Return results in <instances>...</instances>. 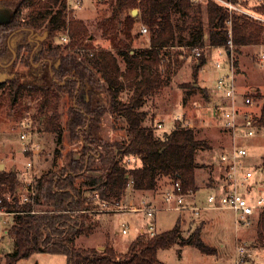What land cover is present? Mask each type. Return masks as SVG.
<instances>
[{"label":"trees","instance_id":"1","mask_svg":"<svg viewBox=\"0 0 264 264\" xmlns=\"http://www.w3.org/2000/svg\"><path fill=\"white\" fill-rule=\"evenodd\" d=\"M13 1L17 2L16 11L18 14L22 13L21 18L26 25L40 31L46 29L52 36L64 33L68 27L69 41L65 42L66 47L80 49V35L87 31L80 20L71 18L67 23L64 15L65 0L5 2ZM107 7L110 14L107 13ZM107 7L98 25L115 52L111 49H85L81 56L68 53L63 57L65 65L63 63L56 70L57 74L66 75L64 86L25 84L14 79L0 82V97L7 101L10 108L15 106L17 111H21L23 100L30 98L35 101L36 115L32 114L33 118L41 130L55 134L57 142L61 141L63 130L57 90L64 89L71 94L82 79H92L94 73L99 75L106 86L113 126L119 118L126 123L123 139L104 144V155L88 146V143L96 140L88 133L80 156L68 162V172L57 174L47 171L38 176L35 185L37 212H30L31 203L20 200L22 180L19 172L13 168L0 170V207L12 212V223L7 233L12 240V249L4 253L5 264H16L19 259L40 251L65 254L67 264H167L158 258L157 252L173 244L191 245L204 254L215 253V248L202 239L200 225L183 233L179 216L170 229L154 234L140 232L124 252H116L107 243L103 249L77 246L75 240L82 233L91 232L92 222L85 224L84 219V211L90 210L92 202L86 195L89 191H97L101 199L113 203L122 199L130 179L133 189L155 190L163 177L169 183L164 189L175 181L179 183L182 192L197 189L196 155L200 150L210 148L208 142L204 138H198L196 130L185 126L181 119H176L168 132L156 135L153 127L144 124L147 112L140 108L146 97L155 93L162 84L168 83L171 75L182 64V60L178 58L182 53L169 50L171 47H186L191 50L194 47L203 48L205 40L210 46H227L228 41H231L234 53H238L241 46L264 45V0H257L252 7L253 14L229 8L215 0H207V30L199 13L193 14L191 22L184 27L172 19L175 12L188 14L192 8L199 12L201 7L193 0H109ZM136 8L140 10L141 19L147 25L149 33L148 45L144 48H131L132 16L126 15L123 27H118L122 12ZM11 24L12 22L0 25V45H3L1 40L4 37L1 33H6ZM179 29L188 31L186 40L178 38ZM119 34H123V38L118 37ZM59 47L47 43L44 50L47 54H55ZM193 55L197 70L205 63L206 55L203 50L199 55ZM234 63L237 65L235 55ZM196 86L190 84L189 90L192 91ZM124 90L129 95L121 99L120 95ZM204 96L209 99L207 93ZM260 96L262 103L258 115L254 117L258 130L264 128V95H255ZM87 111L90 112L88 109ZM88 112L77 111V117L68 121L69 124L79 126L81 122L97 119V116L92 118V114ZM128 156L135 157L139 164H124L123 160ZM94 157H98L99 167L90 166ZM89 170L94 172L83 174ZM82 174L83 178L75 183V179ZM257 234L262 239L264 209L258 215Z\"/></svg>","mask_w":264,"mask_h":264},{"label":"rangeland","instance_id":"2","mask_svg":"<svg viewBox=\"0 0 264 264\" xmlns=\"http://www.w3.org/2000/svg\"><path fill=\"white\" fill-rule=\"evenodd\" d=\"M75 1L71 4H76ZM215 1L222 4L227 2L233 5L236 10L250 14H253L252 7L257 2V0H237L236 3L226 0ZM108 2L109 0H78L79 7L65 10L64 15L67 23L71 18L80 20L87 31L86 34L80 35L79 40L82 46L76 50L66 47V43L61 42L60 37L63 33L52 36V33H48L46 29L40 31L26 25L22 21V13L18 14L16 11L17 2H6L10 8H14V15L10 20L12 24L7 32L1 33L4 37L1 40L3 45H0V82L14 79L25 84L64 86L67 80L66 75L57 74L54 68L59 69L63 63L65 65L63 57L68 53L81 56L85 49H111L115 52L111 47L110 40L105 38L106 36L103 35V31L98 25ZM193 2L201 7L199 12L196 8L189 10L188 14L175 12L172 14V19L176 24L184 27L191 22L193 14L199 13L204 28L207 30L208 21L205 11L207 0H193ZM132 10L125 9L122 12L118 27H123L126 15L132 16L134 22L131 28V48H144L148 45L149 33L148 30L143 32L141 29L143 26L147 28V25L141 19L140 10L137 9L135 15H132ZM23 11L25 12L26 9ZM107 13L110 14L109 8ZM66 31L69 32L68 27L65 28L64 32ZM177 36L179 39L186 40L188 31L179 29ZM118 37L123 38V34H119ZM205 42L207 45V40ZM47 43L59 45V51L55 54H47V51L44 50ZM205 45L202 50L205 52L206 61L199 70L194 67L196 58L191 50L186 47H171L169 50H177L182 53L178 55L182 64L171 75L168 83L162 84L155 93L146 97L140 108L147 112L144 124L153 127L156 135L168 132L175 120L181 119L185 126L196 130L198 138H204L208 142L210 148L200 150L196 155L198 167L195 170V182L197 189L194 190V193L198 203L204 201L209 192L206 188L216 181V177L221 173L215 163L217 147L221 144L226 145L228 141L226 134H223L218 127L212 112L209 114L207 109L209 99L205 98L204 94H214L213 91L211 94V89L214 90L218 74L214 65L218 55L215 48L205 47ZM263 52V44L241 46L238 53L233 52L237 59L236 73L239 88L254 96L258 105H261L262 98L261 96L255 97V95H264V58H261L260 55ZM120 65L123 66L122 62ZM121 68L123 69V67ZM71 70L72 68H70ZM194 83H197L198 86L192 91L189 90V85ZM57 95L58 111L63 128L60 142L56 141L55 134L39 128L38 122L32 116V114L36 115L34 100L30 98L23 100V109L17 111L15 106L13 109L10 108L7 101L0 97V163L3 164L2 169L13 168L17 172L24 170L27 157L26 153L22 151L19 134L26 129L28 124L38 133L36 140L40 148L31 156L34 173L37 177L47 171L57 174L63 171L68 172V162L72 158L76 159L80 156L84 149L85 136L88 133H91L96 139L93 143L87 142L88 146L102 155L106 151L104 144L123 139V129L126 123L119 118L113 126V118L108 109L109 95L104 82L97 73H94L92 79L89 77L82 79L73 93L70 94L59 88ZM128 95L127 90H124L120 97L125 99ZM200 95L204 98H201ZM77 111L91 113L92 118L97 116V119L81 122L79 126L74 123L70 125L68 121L72 120L74 116L77 117ZM158 121L162 122L160 128L156 126ZM244 144L248 149L247 167L253 170L254 179L263 188L264 128L257 130V133L252 138L245 140ZM123 163L133 166L139 164V161L133 156H128L123 160ZM99 164L98 157H94L90 166L96 168L99 167ZM93 172L89 170L83 174ZM83 174L75 179V183L83 178ZM168 184L167 179L163 177L159 180L155 190H138L127 186L129 188H126L122 199L118 203L110 202L106 207L90 202V210L81 213L85 214V224L92 222L91 232L89 234L82 233L76 238L75 244L82 247L104 246L105 248L106 243H112L116 252H124L140 232L148 233L147 225L151 222H154L156 232L163 231L172 228L179 216L183 233L185 234L200 225L202 239L209 246L215 248V253L204 254L191 245L173 244L168 248L158 250L157 256L161 261L167 264H233L235 239L246 238L253 245L250 264H264V234L262 239H259L257 234L258 217H253L245 225H236L233 213L228 209H202L200 214L195 216L192 215L190 209L167 208L170 204L163 201L162 191ZM117 204L128 207L132 205L136 209L132 210L128 207L121 209ZM147 205L153 209L152 215L140 210ZM11 223L12 214L0 215V264H5L4 253L12 249V240L7 234ZM125 226H127L126 232H122ZM16 264H67V256L62 253L40 251L34 252L27 258L19 259Z\"/></svg>","mask_w":264,"mask_h":264},{"label":"built area","instance_id":"3","mask_svg":"<svg viewBox=\"0 0 264 264\" xmlns=\"http://www.w3.org/2000/svg\"><path fill=\"white\" fill-rule=\"evenodd\" d=\"M65 0L66 10H72L79 7L77 1ZM230 8L234 6L223 2ZM257 17V16H256ZM141 31H147L146 27H142ZM61 42H68L69 35L64 32L61 35ZM215 48L218 58L215 61V68L218 70L214 84V94L210 98V108L213 117L217 120V125L223 134L228 137V143L218 148L216 162L221 173L216 177V181L211 183V189L206 194L202 203H198L195 191L189 189L182 192L177 181L162 191V199L167 204V208L173 209H190L195 216L200 214L202 209H228L233 213L236 225H245L251 221L253 217H258L264 209V186L254 179L253 170L247 167L248 149L245 140L252 138L257 133V126L254 117L258 115L260 105L256 103L253 96L248 92L240 90L237 83L236 65L234 63L233 44L228 41V45L205 47ZM202 48L194 47L192 53L199 55ZM264 58V52L260 54ZM157 127H162V122L156 123ZM22 151L26 153L27 160L24 163V170L19 172L22 180V188L20 192V200L29 202L32 205L30 212H37L35 209L36 195V178L34 173L32 154L37 151L39 143L38 133L30 124L19 134ZM132 185L130 179L127 186ZM92 203L106 207L110 202L99 197L97 191H89L86 193ZM118 203V202H117ZM118 208L127 209L128 206L117 204ZM128 208L135 210L136 207ZM139 210V209H138ZM140 210L145 211L148 215L153 214V209L149 205L144 206ZM84 211V210H81ZM1 214H12L0 207ZM127 226L122 229L126 232ZM149 234H154L155 225L151 222L147 225ZM252 244L246 238H236L234 242L233 264H250L252 254Z\"/></svg>","mask_w":264,"mask_h":264},{"label":"water","instance_id":"4","mask_svg":"<svg viewBox=\"0 0 264 264\" xmlns=\"http://www.w3.org/2000/svg\"><path fill=\"white\" fill-rule=\"evenodd\" d=\"M5 1H10V0H0V3L5 2ZM131 12H132V15H135L137 13V9H133ZM13 15H14V8H6L2 4H0V25L9 23ZM2 168H3V164L0 163V169ZM97 248L103 249L104 246H97Z\"/></svg>","mask_w":264,"mask_h":264},{"label":"crops","instance_id":"5","mask_svg":"<svg viewBox=\"0 0 264 264\" xmlns=\"http://www.w3.org/2000/svg\"><path fill=\"white\" fill-rule=\"evenodd\" d=\"M202 66H203V65H202ZM202 66H201V67H202ZM201 67H200V68H201ZM200 68H199V69H200ZM199 69H198V70H199ZM217 73H218V72H217ZM195 84L197 85V83H194V85H195ZM196 85H195V86H196ZM203 87H204V86H203ZM205 89H208V88L205 87ZM212 91H213V90L211 89V94H212ZM213 93H214V92H213ZM211 96H212V95H209V102H208V103H209V106H207V109H208V113H209V114H210V112H211V108H210V103H211L210 98H211ZM200 97H201V98H204V97L201 96V95H200ZM224 143H225V142H224ZM227 143H228V141H227ZM221 145H222V144H221ZM221 145H220V146H221ZM217 148H219V146H218ZM130 187H131V186H130ZM127 188H129V187H127ZM206 189H207V191H209V190L211 189V184H210ZM147 202H149V201H147ZM201 211H202V210H201ZM206 211H208V210H206ZM192 215H193V214H192ZM109 245L113 246L112 243H110Z\"/></svg>","mask_w":264,"mask_h":264},{"label":"flooded vegetation","instance_id":"6","mask_svg":"<svg viewBox=\"0 0 264 264\" xmlns=\"http://www.w3.org/2000/svg\"><path fill=\"white\" fill-rule=\"evenodd\" d=\"M0 4H2L4 7H6V8H10V5L9 4H6V2L4 3V2H2V3H0ZM43 51V50H42ZM39 55H40V52H39ZM44 63H46L45 61H44ZM54 70L56 71L57 70V68H54Z\"/></svg>","mask_w":264,"mask_h":264}]
</instances>
